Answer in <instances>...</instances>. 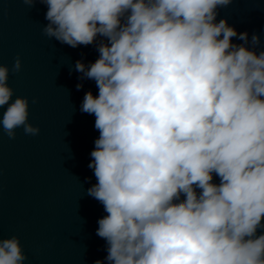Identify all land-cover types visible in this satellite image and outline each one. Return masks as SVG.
Here are the masks:
<instances>
[{
	"label": "clouds",
	"instance_id": "clouds-1",
	"mask_svg": "<svg viewBox=\"0 0 264 264\" xmlns=\"http://www.w3.org/2000/svg\"><path fill=\"white\" fill-rule=\"evenodd\" d=\"M39 2L49 39L73 48L107 39L75 70L99 90L80 110L99 131L88 195L108 213L96 232L108 264H264V51L257 35L249 50L247 32L215 22L232 0ZM21 69L17 56L11 71ZM9 71L0 65V125L10 139L21 127L36 136ZM26 259L18 237L0 239V264Z\"/></svg>",
	"mask_w": 264,
	"mask_h": 264
},
{
	"label": "water",
	"instance_id": "water-1",
	"mask_svg": "<svg viewBox=\"0 0 264 264\" xmlns=\"http://www.w3.org/2000/svg\"><path fill=\"white\" fill-rule=\"evenodd\" d=\"M47 10L39 0L32 7L23 0H0V65L10 70L12 100L28 98V122L40 128L36 136L18 128L10 139L0 125V239H20L24 264H95L98 259L108 264L106 241L96 234L98 220L108 213L88 195L97 183L88 165L99 131L95 116L80 110L85 93L96 97L99 90L75 70L77 61L94 63L97 45L107 39L98 35L93 44L75 48L49 39L43 33ZM216 11V23L226 19L238 34L247 32L249 50L257 35L254 50L264 51V0H232ZM231 42L244 43L237 37ZM17 56L18 73L11 71ZM77 84L83 87L77 90ZM6 107L0 108V119ZM212 183H220L215 173Z\"/></svg>",
	"mask_w": 264,
	"mask_h": 264
}]
</instances>
